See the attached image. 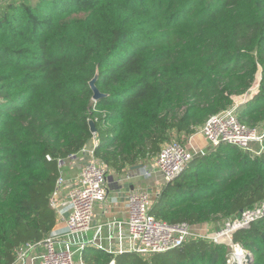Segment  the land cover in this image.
<instances>
[{
    "label": "trees",
    "instance_id": "trees-1",
    "mask_svg": "<svg viewBox=\"0 0 264 264\" xmlns=\"http://www.w3.org/2000/svg\"><path fill=\"white\" fill-rule=\"evenodd\" d=\"M97 71L106 96L95 101ZM256 85L238 110L251 128L264 122V0H20L0 7V264H14L20 246L55 230L50 198L59 157L97 139L95 156L121 174L156 157L172 130L197 133ZM262 201L264 150L254 155L222 143L164 186L150 211L172 224H199ZM233 241L252 253V264H264V216ZM230 248L201 238L147 255L89 246L82 259L229 264Z\"/></svg>",
    "mask_w": 264,
    "mask_h": 264
},
{
    "label": "built area",
    "instance_id": "built-area-1",
    "mask_svg": "<svg viewBox=\"0 0 264 264\" xmlns=\"http://www.w3.org/2000/svg\"><path fill=\"white\" fill-rule=\"evenodd\" d=\"M245 102L235 101L232 106L212 116L201 127L200 131L207 140L209 149L193 151L183 140L172 136L157 154L152 172L159 173L167 185L177 178L197 155H204L222 143L234 144L254 155H260L264 150V134H260L258 129L249 127L239 119V106ZM257 143L259 147L256 148L253 144ZM96 145L91 149L85 146L76 154L58 158L60 174L50 202L56 211L57 222H65V228L53 230L42 241L24 243L17 250L14 264H26L27 259L38 248H42L41 253L34 254L32 259H40V264H86L83 259L78 263L76 255L81 253L82 256L84 249L89 246L116 255L125 253L147 255L177 248L189 240L199 238L228 244L227 239L234 242L233 236L237 230L250 226L253 220L264 216L262 201L253 208L243 210L236 217H228L222 229L217 228L214 222L172 224L151 214V206L160 194L153 196L146 189L139 188L128 195L127 219L109 220L98 227L93 239H86L87 234L93 229L96 204L107 200L110 176L113 175L110 167L95 156ZM86 152L91 154V158L84 161L75 177H68L65 173L67 164L73 163L79 153ZM48 159L51 157L48 156ZM103 227L108 230V239L116 242L115 248L103 247L96 241ZM114 263L115 260L111 262Z\"/></svg>",
    "mask_w": 264,
    "mask_h": 264
},
{
    "label": "crops",
    "instance_id": "crops-1",
    "mask_svg": "<svg viewBox=\"0 0 264 264\" xmlns=\"http://www.w3.org/2000/svg\"><path fill=\"white\" fill-rule=\"evenodd\" d=\"M96 145L93 141L86 145L87 148L91 149ZM187 145L191 150L196 151L198 149H209L208 142L205 140L203 133L199 130L197 133L187 136ZM89 152L79 153L77 158L73 163H68L65 168V173L68 177H75L79 171L84 161L91 158ZM155 159H149L147 165H140L139 167L131 166V171H123L121 174L115 173L110 178L109 182V195L107 200L104 202H98L95 208V216L93 219V229L87 234L86 239H93L97 232L99 226L103 225L105 222L113 219L125 220L128 217V195L134 189L143 188L150 192L153 196L162 191L166 184L164 183L163 177L159 173L152 172L155 168ZM144 168V169H143ZM136 173H133V172ZM149 172H152L149 174ZM65 228V222H57V230H62ZM85 239V238H84ZM96 241L107 248H115L116 242L108 239V230L103 227L102 233L97 236ZM42 248H38L26 261V264H40V259L33 260L34 254L41 253ZM76 260L78 263L82 260L81 253H77ZM87 264V263H86Z\"/></svg>",
    "mask_w": 264,
    "mask_h": 264
},
{
    "label": "rangeland",
    "instance_id": "rangeland-1",
    "mask_svg": "<svg viewBox=\"0 0 264 264\" xmlns=\"http://www.w3.org/2000/svg\"><path fill=\"white\" fill-rule=\"evenodd\" d=\"M13 1H20V0H0V7H3V6H5L6 4H8V3H10V2H13ZM256 89H257V85L256 86H254L251 90H250V92H248L247 94H245L244 96H242V97H239V98H236V100L235 101H239V100H245V101H247L249 98H251L252 97V94L256 91ZM256 129H258V131H259V133L260 134H264V122L262 123V124H260ZM171 134L173 135V136H175L176 138H178V139H180V140H183L186 144H187V136L186 135H184V134H178L177 133V131L176 130H172L171 131ZM180 136V137H179ZM206 140V139H205ZM207 141V140H206ZM97 142V139H94L93 140V144H95ZM256 148L259 146V144L257 143V144H253ZM149 160L147 159V160H142V161H140V163L139 164H137V165H147L149 162H148ZM131 167H128L127 169H126V171H131V169H130ZM144 169V168H143ZM125 171V172H126ZM133 172V171H132ZM133 173H136V172H133ZM114 174V173H113ZM116 174H118L119 175V173H115V175ZM126 174L128 175V173L126 172ZM238 215H240V213L239 214H237L236 216H238ZM235 216V217H236ZM227 218H223V219H220V220H216V221H211V222H214V223H216V227L217 228H219V229H222V228H224L225 227V225H224V221L226 220ZM224 225V226H223ZM226 242H228V244L230 245V250H231V257L232 258H234L235 259V257H237L241 252H240V250H242V252L243 253H245L246 255L247 254H252V253H248L241 245H238V243H234V242H231L229 239H227L226 240ZM246 255H245V257H244V261L246 260ZM133 257V255H125V256H123V258L125 259V260H129L130 258H132ZM251 259L253 260V257H251ZM229 264H230V262H228ZM244 263V262H243ZM241 264V263H240Z\"/></svg>",
    "mask_w": 264,
    "mask_h": 264
},
{
    "label": "water",
    "instance_id": "water-1",
    "mask_svg": "<svg viewBox=\"0 0 264 264\" xmlns=\"http://www.w3.org/2000/svg\"><path fill=\"white\" fill-rule=\"evenodd\" d=\"M99 78V72L97 71L96 75L94 76V78L90 81V87L93 90V100L98 101L101 98L105 97L106 94L101 92L100 89L97 86V80ZM90 126H91V131L93 133H96L97 128H96V124L93 120L90 121ZM140 165H135L133 167H139ZM126 172H123V174H125ZM110 178H113V176H110ZM252 254H247L246 255V260L244 261L243 264H252ZM236 264V263H235Z\"/></svg>",
    "mask_w": 264,
    "mask_h": 264
},
{
    "label": "bare ground",
    "instance_id": "bare-ground-1",
    "mask_svg": "<svg viewBox=\"0 0 264 264\" xmlns=\"http://www.w3.org/2000/svg\"><path fill=\"white\" fill-rule=\"evenodd\" d=\"M240 254L237 256V257H235V259H233L232 261H230V264H243V262H244V257H245V253H243L242 252V250H240Z\"/></svg>",
    "mask_w": 264,
    "mask_h": 264
}]
</instances>
